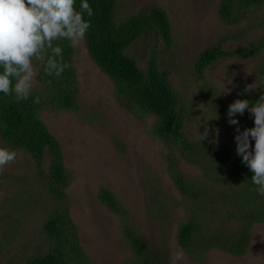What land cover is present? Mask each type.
<instances>
[{
    "label": "rangeland",
    "instance_id": "rangeland-1",
    "mask_svg": "<svg viewBox=\"0 0 264 264\" xmlns=\"http://www.w3.org/2000/svg\"><path fill=\"white\" fill-rule=\"evenodd\" d=\"M153 5L161 7L169 17L171 44L167 47L162 38L149 36L137 41L126 54L144 68L156 45L162 71L192 112L186 124L190 139L202 141L200 134L207 127L209 135L203 139L205 142L230 145L228 127L237 135V126L217 124L222 115L213 107L212 95L216 91L198 85L194 64L204 49L220 40L225 39V49H237L260 38L264 34L262 28L239 40L233 36L255 25L262 17L259 15L264 14V7L253 12L258 18L255 22L232 26L219 16L220 0H118L117 18L124 21ZM72 60L80 86L78 109H46L40 117L61 144L65 171L71 178L65 190L70 201L69 213L89 264H135L134 251L122 231L123 221L102 204L98 196L101 188L116 195L146 238L149 249L168 264H173L179 251L183 252V258L177 264H264V223L251 229L248 250L241 257L214 249L202 261L190 259L179 246L178 232L190 213L198 214L199 209L193 211L190 200H183L168 173L167 156L173 151L185 176L199 183L203 180L200 168L152 137L156 117L139 119L128 110L115 94L114 81L90 58L84 40L75 47ZM260 60L242 57L220 60L206 70L204 79L229 107L235 100L248 97L247 92L264 95V87L255 75ZM35 66L39 73L42 65L35 63ZM37 76L32 91L40 90ZM229 79L231 84L227 82ZM243 116L233 117L239 121L241 131L246 128ZM0 147L10 149L1 137ZM16 153L15 162L0 172V193H3L0 264H24L44 251L48 241L42 232L43 224L54 208V200L47 191L48 182L43 181L35 160L25 151ZM49 165L50 159L46 157L42 166L44 175ZM216 207L218 212L222 210L221 206ZM205 218L208 225L211 216L205 213ZM214 220L224 223L221 215ZM241 224L227 222L226 228L233 231Z\"/></svg>",
    "mask_w": 264,
    "mask_h": 264
},
{
    "label": "trees",
    "instance_id": "trees-1",
    "mask_svg": "<svg viewBox=\"0 0 264 264\" xmlns=\"http://www.w3.org/2000/svg\"><path fill=\"white\" fill-rule=\"evenodd\" d=\"M88 2L94 15L91 18L85 15L86 20H91V27L84 41L92 61L114 81L117 98L133 115L139 119L156 117L151 130L152 137L171 151L176 150L202 172L201 183L193 181L182 172L179 159L173 151L167 156L168 173L183 200H190L193 211L199 209L198 214L190 213V217L179 228L180 248L195 261H202L204 255L214 249L235 257L245 255L251 241V229L256 224L264 223V196L253 190L252 173L236 154L232 127H228L230 145L190 139L186 124L192 112L174 92L162 71L156 45L152 47L151 56L144 68L126 54L137 41L146 40L149 36L162 38L168 47L171 44L172 28L167 13L153 5L120 21L117 18L118 0ZM79 5L80 0H76L77 10ZM262 7L264 0H220L218 12L224 23L234 26L244 21L255 22L258 18L253 16V12ZM259 16L262 17L255 25H250L233 37L239 40L257 28L264 31V14ZM59 44L63 48L64 61L70 65L60 78L46 76L42 65L37 76L40 90L32 91L29 99L17 103L14 97L0 94L2 141L10 149L25 151L35 160L43 181L48 182L47 191L54 200V208L43 224L42 231L48 245L43 252L24 264H89L79 242L78 229L69 213L70 201L65 190L71 178L65 171L61 144L40 117V113L46 109L75 111L79 106L80 86L72 60L75 48L70 47L67 41ZM224 44L225 39L220 40L199 54L194 64V77L200 87L216 91L212 95L213 107L222 115L217 124L224 123L227 127L228 106L221 94L205 81V72L223 59L261 58L255 75L260 86L264 87V34L242 48L225 49ZM247 94L249 96H243L244 99L252 103L261 96L256 91ZM36 97L40 98L39 104L33 103ZM253 120L246 111L242 124L252 128ZM46 157H49L50 165L47 175H44L42 166ZM98 196L102 204L123 221L122 231L127 244L134 251L135 264H168L165 258L163 260L149 249L146 238L114 193L101 188ZM218 205L222 208L219 212L216 207ZM205 213L211 216L208 225ZM220 215L224 217V223H216L214 220ZM232 221H240L242 224L232 231L226 228L227 222Z\"/></svg>",
    "mask_w": 264,
    "mask_h": 264
},
{
    "label": "clouds",
    "instance_id": "clouds-1",
    "mask_svg": "<svg viewBox=\"0 0 264 264\" xmlns=\"http://www.w3.org/2000/svg\"><path fill=\"white\" fill-rule=\"evenodd\" d=\"M85 15H94L88 0H80L79 10L76 0H0V94L14 97L17 103L29 99L38 74L35 63L43 65L46 76L60 78L70 65L64 61L59 42L67 41L73 48L83 42L91 27ZM227 82L232 83L230 79ZM33 103L39 104L40 98ZM246 111L254 118V127L241 131L239 121L233 117L243 116ZM227 116L228 124L237 126L236 154L252 173L253 190L264 196V95L254 103L235 100ZM208 135L205 127L201 140ZM16 157V151L0 147V172ZM182 258L183 252H177L173 264Z\"/></svg>",
    "mask_w": 264,
    "mask_h": 264
}]
</instances>
